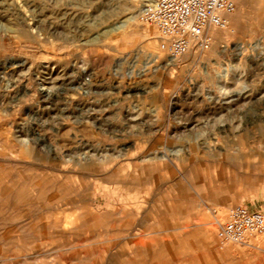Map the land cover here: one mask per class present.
Wrapping results in <instances>:
<instances>
[{
  "label": "rangeland",
  "instance_id": "1",
  "mask_svg": "<svg viewBox=\"0 0 264 264\" xmlns=\"http://www.w3.org/2000/svg\"><path fill=\"white\" fill-rule=\"evenodd\" d=\"M147 1L0 0V264H264V0L177 58Z\"/></svg>",
  "mask_w": 264,
  "mask_h": 264
},
{
  "label": "built area",
  "instance_id": "2",
  "mask_svg": "<svg viewBox=\"0 0 264 264\" xmlns=\"http://www.w3.org/2000/svg\"><path fill=\"white\" fill-rule=\"evenodd\" d=\"M236 10L234 0H152L145 2L139 18L154 25L160 48L177 58L192 50H205L212 42L211 28H227L229 15ZM264 235V214L240 204L231 207L219 223L218 237L223 243H246Z\"/></svg>",
  "mask_w": 264,
  "mask_h": 264
},
{
  "label": "bare ground",
  "instance_id": "3",
  "mask_svg": "<svg viewBox=\"0 0 264 264\" xmlns=\"http://www.w3.org/2000/svg\"><path fill=\"white\" fill-rule=\"evenodd\" d=\"M148 1H152V0H148ZM147 1V2H148ZM230 16V15H229ZM229 23H230V19H229ZM229 26V25H228ZM215 29V28H212V30ZM211 33L213 34V32L211 31ZM173 58V57H172Z\"/></svg>",
  "mask_w": 264,
  "mask_h": 264
}]
</instances>
